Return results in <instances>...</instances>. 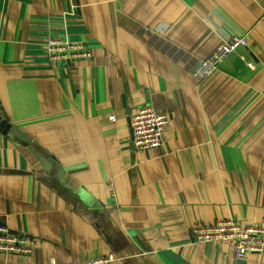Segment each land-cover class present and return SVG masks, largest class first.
I'll list each match as a JSON object with an SVG mask.
<instances>
[{
    "label": "crops",
    "instance_id": "obj_1",
    "mask_svg": "<svg viewBox=\"0 0 264 264\" xmlns=\"http://www.w3.org/2000/svg\"><path fill=\"white\" fill-rule=\"evenodd\" d=\"M232 34L247 44L194 77ZM48 35L92 55L51 65ZM143 104L169 123L137 150ZM0 113V222L39 238L0 264H264L187 229L264 225V0H0Z\"/></svg>",
    "mask_w": 264,
    "mask_h": 264
},
{
    "label": "built area",
    "instance_id": "obj_2",
    "mask_svg": "<svg viewBox=\"0 0 264 264\" xmlns=\"http://www.w3.org/2000/svg\"><path fill=\"white\" fill-rule=\"evenodd\" d=\"M247 44L243 35H229L216 45L208 56L201 59L193 68L192 74L198 80L208 78L221 61L239 46ZM46 60L51 65L60 61L91 57L90 49L82 41L70 40L61 35H48L42 44ZM250 64V63H249ZM4 116L0 113V121ZM132 144L137 150L151 149L164 143V132L169 123L167 113L158 110L152 104L140 105L130 116ZM110 194L115 199L116 192L109 180ZM198 243L216 241L228 245L234 257H245L251 253H264V225L245 223L232 217L217 218L210 221H195L187 227ZM39 238L25 232H12L0 222V252L20 256L31 254L37 248ZM116 260L114 253L94 254L84 259L50 264H112Z\"/></svg>",
    "mask_w": 264,
    "mask_h": 264
},
{
    "label": "water",
    "instance_id": "obj_3",
    "mask_svg": "<svg viewBox=\"0 0 264 264\" xmlns=\"http://www.w3.org/2000/svg\"><path fill=\"white\" fill-rule=\"evenodd\" d=\"M4 121H5V120H1V121H0V125H4ZM5 126H7V125H5Z\"/></svg>",
    "mask_w": 264,
    "mask_h": 264
}]
</instances>
